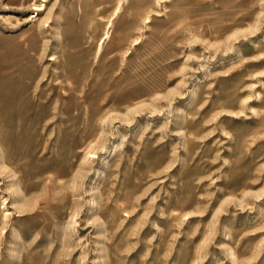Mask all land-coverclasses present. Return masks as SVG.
I'll return each mask as SVG.
<instances>
[{
  "label": "rangeland",
  "instance_id": "1",
  "mask_svg": "<svg viewBox=\"0 0 264 264\" xmlns=\"http://www.w3.org/2000/svg\"><path fill=\"white\" fill-rule=\"evenodd\" d=\"M0 264H264V0H0Z\"/></svg>",
  "mask_w": 264,
  "mask_h": 264
},
{
  "label": "bare ground",
  "instance_id": "2",
  "mask_svg": "<svg viewBox=\"0 0 264 264\" xmlns=\"http://www.w3.org/2000/svg\"><path fill=\"white\" fill-rule=\"evenodd\" d=\"M41 7V6H40Z\"/></svg>",
  "mask_w": 264,
  "mask_h": 264
}]
</instances>
